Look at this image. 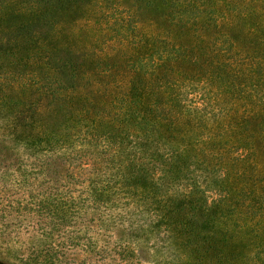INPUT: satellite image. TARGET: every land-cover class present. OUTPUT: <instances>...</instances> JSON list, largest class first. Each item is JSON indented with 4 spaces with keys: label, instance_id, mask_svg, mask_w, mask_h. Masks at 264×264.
<instances>
[{
    "label": "trees",
    "instance_id": "16d2710c",
    "mask_svg": "<svg viewBox=\"0 0 264 264\" xmlns=\"http://www.w3.org/2000/svg\"><path fill=\"white\" fill-rule=\"evenodd\" d=\"M86 1L0 0V264L264 252V0L148 3L119 60L70 40Z\"/></svg>",
    "mask_w": 264,
    "mask_h": 264
},
{
    "label": "rangeland",
    "instance_id": "374dc122",
    "mask_svg": "<svg viewBox=\"0 0 264 264\" xmlns=\"http://www.w3.org/2000/svg\"><path fill=\"white\" fill-rule=\"evenodd\" d=\"M148 3L153 7H160L159 0H90L79 2L77 12H80L82 16L70 19L67 24L70 40L75 41L83 52L90 55L91 53L97 56L109 54L118 60L131 53L134 41L135 43L139 41V46L145 48V36L149 35L150 25L152 24L156 34L161 28L158 10H153ZM134 20H136L134 25L136 29L130 30L128 25ZM262 156L259 169L264 172V152ZM262 186H264V181L259 183L257 191L263 190L264 187ZM210 197H214V194H211ZM262 208L261 212L258 210L257 213H253L255 217L246 225V230H250L251 226L258 229L257 237H252V239H256L255 242L258 244L261 242L260 246H264V207ZM244 218L245 216H243ZM246 218H250L248 214ZM244 230L242 229L243 234H241L243 237L246 233ZM242 252L244 264L264 263V252L256 253V249H253L249 243L242 248ZM142 255L145 254L139 255L138 253V256L142 257ZM68 257L74 264H151L148 262L138 263L136 256L130 259L131 261L114 259L100 261L95 255H87L77 251L69 253ZM82 259H85L86 262L83 263Z\"/></svg>",
    "mask_w": 264,
    "mask_h": 264
}]
</instances>
